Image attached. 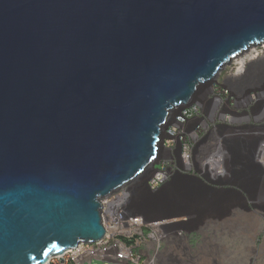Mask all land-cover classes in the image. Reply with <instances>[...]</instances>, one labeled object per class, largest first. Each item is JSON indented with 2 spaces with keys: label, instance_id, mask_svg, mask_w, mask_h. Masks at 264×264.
<instances>
[{
  "label": "water",
  "instance_id": "water-1",
  "mask_svg": "<svg viewBox=\"0 0 264 264\" xmlns=\"http://www.w3.org/2000/svg\"><path fill=\"white\" fill-rule=\"evenodd\" d=\"M263 42L264 0H0V264L100 239L102 198L126 187L129 215L186 230L211 194L247 191L235 162L220 188L149 179L180 109Z\"/></svg>",
  "mask_w": 264,
  "mask_h": 264
},
{
  "label": "built area",
  "instance_id": "built-area-1",
  "mask_svg": "<svg viewBox=\"0 0 264 264\" xmlns=\"http://www.w3.org/2000/svg\"><path fill=\"white\" fill-rule=\"evenodd\" d=\"M261 46L264 44L246 51V55L255 57H247L242 70L238 59L231 61L240 63L234 76L244 73L250 61L264 57L261 54L264 50L259 49ZM261 98H264V90L252 91L244 101L252 105ZM235 104V97L217 80L207 93L200 95L199 101L180 109L166 129L168 138L163 143L162 157L149 179L152 190L159 189L177 174L201 178L211 186L223 187L216 182L229 178L228 154L224 146L225 137L218 131L222 127H233V116L225 108ZM129 195L126 187L102 198V219L106 229L103 237L81 241L77 246L38 264H85L94 259L106 263L115 260L122 264H151L155 255L150 260L145 255L159 253L168 237H187L186 228L174 227L177 220L146 222L142 216L129 215L126 210Z\"/></svg>",
  "mask_w": 264,
  "mask_h": 264
},
{
  "label": "rangeland",
  "instance_id": "rangeland-1",
  "mask_svg": "<svg viewBox=\"0 0 264 264\" xmlns=\"http://www.w3.org/2000/svg\"><path fill=\"white\" fill-rule=\"evenodd\" d=\"M259 49L264 50V47ZM261 54L264 55V52ZM247 57L249 56L245 52L233 60L238 59L242 63ZM260 58L262 57L257 59ZM240 63L229 62L219 72L216 80L223 83L224 80L235 77L234 72ZM233 81L236 104L227 106L225 111L232 114L235 122L233 127H222L218 132L225 137L228 165L232 167L231 164L235 162L236 169L246 175L247 191L241 190V194L226 191L211 194L207 197L210 208L200 211L187 225L190 231L195 232L194 240L188 242L185 238L171 236L167 241L189 255L195 253L193 249L196 247L207 262H212L214 256L223 255L224 264H264V196H260V192L264 191V163L259 156L255 158L259 147L261 146L260 152L264 149V98L252 105L244 101L248 91L264 89V62L255 64L247 78ZM203 91L202 94L207 93L208 89ZM229 179L239 183L233 174H230ZM143 197L152 200V197L139 191L136 201ZM93 264L114 263L94 259Z\"/></svg>",
  "mask_w": 264,
  "mask_h": 264
},
{
  "label": "crops",
  "instance_id": "crops-1",
  "mask_svg": "<svg viewBox=\"0 0 264 264\" xmlns=\"http://www.w3.org/2000/svg\"><path fill=\"white\" fill-rule=\"evenodd\" d=\"M187 231L188 235L185 239L188 240V242H191L194 240L193 236L195 232H192L189 229H187ZM192 245H194V242H192ZM198 246L199 244L197 243V247ZM193 250L195 253H192V255L182 253L177 245L171 244L170 241L166 240L159 253L154 254V252H151L150 254L145 255V258L150 260L153 255H155V259L151 262V264H224L223 255L214 256V260L212 262H207L203 259V256L199 253V251L196 250V247ZM85 264H93V261H87Z\"/></svg>",
  "mask_w": 264,
  "mask_h": 264
},
{
  "label": "bare ground",
  "instance_id": "bare-ground-1",
  "mask_svg": "<svg viewBox=\"0 0 264 264\" xmlns=\"http://www.w3.org/2000/svg\"><path fill=\"white\" fill-rule=\"evenodd\" d=\"M249 57H250V59H253V57H255V56L250 54ZM245 60H246V58H244L243 62L241 63V68H240L241 70L244 68ZM262 148H264V146ZM259 157H260V160L264 163V149L261 151ZM260 196H262V197L264 196V191L260 192Z\"/></svg>",
  "mask_w": 264,
  "mask_h": 264
}]
</instances>
